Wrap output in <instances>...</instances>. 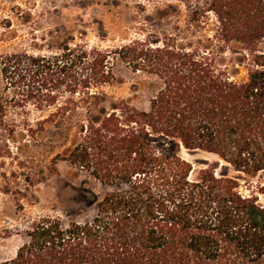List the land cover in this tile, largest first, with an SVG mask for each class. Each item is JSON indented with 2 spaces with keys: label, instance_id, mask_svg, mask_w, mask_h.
Instances as JSON below:
<instances>
[{
  "label": "trees",
  "instance_id": "obj_1",
  "mask_svg": "<svg viewBox=\"0 0 264 264\" xmlns=\"http://www.w3.org/2000/svg\"><path fill=\"white\" fill-rule=\"evenodd\" d=\"M139 1L181 5L183 27L106 50L0 54V115L32 106L43 115L34 135L70 139L52 165L105 190L83 210L33 219L0 264H264L258 198L209 169L192 178L181 156L264 172V0ZM119 67L134 77L130 99L103 92Z\"/></svg>",
  "mask_w": 264,
  "mask_h": 264
},
{
  "label": "rangeland",
  "instance_id": "obj_2",
  "mask_svg": "<svg viewBox=\"0 0 264 264\" xmlns=\"http://www.w3.org/2000/svg\"><path fill=\"white\" fill-rule=\"evenodd\" d=\"M184 9L174 2L139 0H0V54H50L65 45L87 44L103 50L140 39H162L184 25ZM243 75V71L241 72ZM134 77L123 67L103 92L130 99ZM43 117L32 106L13 107L0 115V261L14 256L21 233L43 214L75 213L105 190L82 179L53 157L70 147L63 130L47 127L34 135ZM191 164L192 178L201 170L233 178L244 196H256L264 206V172L254 177L234 172L215 156L181 151Z\"/></svg>",
  "mask_w": 264,
  "mask_h": 264
}]
</instances>
